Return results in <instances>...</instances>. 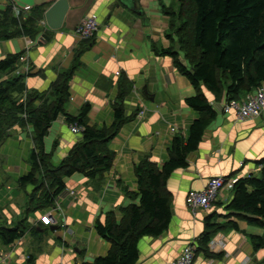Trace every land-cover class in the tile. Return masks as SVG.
Instances as JSON below:
<instances>
[{"label": "crops", "instance_id": "obj_1", "mask_svg": "<svg viewBox=\"0 0 264 264\" xmlns=\"http://www.w3.org/2000/svg\"><path fill=\"white\" fill-rule=\"evenodd\" d=\"M57 1L13 0L16 8H30L29 13L22 12L25 15L37 7L42 9L45 22V13ZM68 1L70 9L60 30L53 31L47 24H41L43 31L36 40L18 37L0 41V60L28 51L34 73L25 83L28 95L50 92L60 75L74 70L66 111L78 115L90 105L87 120L92 127L102 129L114 124L115 106L122 91L126 94L125 116L130 119L109 144L115 155L114 163L101 180L92 181L80 174L66 178V190L55 206L32 214V226L39 225L52 236L46 242L42 235L32 234V244L16 242L7 247L0 244V264H82L105 257L111 245L96 233V222L104 223L110 212L120 220L122 208L139 204L137 166L147 158L162 168L170 159L176 135L187 140L192 124L200 118L186 102L197 95L196 89L175 67L172 57L158 55L175 44L168 39L169 18L163 12L164 6L174 7L173 2L139 0L135 5L139 13H135L128 7L132 0H122L125 4L119 0ZM10 2L0 0V10H5ZM90 13H95L100 23L93 44L80 41L75 35L77 26ZM44 33H49V41ZM201 90L218 112L217 118L207 129L198 150L188 157V167L176 170L169 178L171 225L164 235L145 237L139 242L138 264H176L186 246L193 245L205 232L206 217L217 215L219 222L228 221L227 206L234 197L231 188L226 187L211 208L197 215L186 204L191 190H203L209 179L215 177L224 178L229 184L250 175H261L258 162L264 159V113L258 118L241 120L234 111L229 114L223 111L226 91L220 97L205 87ZM24 97L25 94L19 100ZM71 127L60 118L50 129L45 151H53L54 164L66 158L81 140V135L72 133ZM174 127L177 132L173 133ZM32 131L31 127L28 133ZM21 144L19 140L17 146ZM31 147L33 151V141ZM5 169L9 175L8 168ZM1 181L0 190L4 186V180ZM130 194L136 197L130 198ZM55 209L53 225L60 227L56 231L40 222L42 215ZM230 220L238 222L240 231L227 228L213 240L218 243L214 250L223 254L207 258L201 253L194 264H264V249L255 251L251 242L252 236H264V229L236 217Z\"/></svg>", "mask_w": 264, "mask_h": 264}, {"label": "trees", "instance_id": "obj_2", "mask_svg": "<svg viewBox=\"0 0 264 264\" xmlns=\"http://www.w3.org/2000/svg\"><path fill=\"white\" fill-rule=\"evenodd\" d=\"M10 1L5 10H0V41L18 37L35 39L42 31L43 10L37 7L29 15L21 13L17 16L14 2ZM136 2L139 4V0ZM163 12L169 18V35L178 34L180 51L184 52L192 67L188 68L180 53L171 47L162 49L158 55L172 57L175 67L196 89L197 95L186 102L200 114V118L192 124L187 140L176 135L170 159L162 168L147 158L137 166L139 204L122 208L120 220L110 212L104 223L96 222V233L109 242L111 248L105 257L82 264H138L139 242L145 237H160L168 231L173 217L168 180L176 170L188 167V157L198 150L207 129L218 115L202 87L220 97L227 92L226 101L230 102L245 99L264 83V0H179L178 10L164 7ZM44 38L49 41V33H44ZM93 41L84 42L93 44ZM189 42L191 47L186 49ZM22 55L23 52L0 60V110L18 115L16 119L22 126L29 125L33 129L32 171L20 178L19 185L34 188V191L25 212L28 214L19 221L4 222L0 207V244L6 247L24 239L27 234L40 237L44 233L41 226L29 225L28 218L55 206L57 198L66 190V178L80 174L98 181L112 169L115 155L109 144L130 119L125 116L123 103L126 94L123 91L118 97L111 127L99 129L89 125L90 105L78 115L69 114L66 105L71 97L69 85L74 70L60 75L50 92L32 94L28 101L18 104L19 97L26 94V78L34 74L14 75ZM37 102L40 105H36ZM60 118L70 126L82 128V131L81 140L66 158L55 165L53 151H45V140L52 125ZM3 136L4 133L0 134V138ZM258 165L260 176L250 175L234 184V197L227 206L228 221L219 222L217 215L206 217L205 232L193 243L196 244L195 258L201 253L207 258L223 254H213L210 245L224 229L240 231L238 222L230 220L231 217L264 229V159ZM134 197L136 195L130 194V198ZM251 242L255 251L264 249V236H252Z\"/></svg>", "mask_w": 264, "mask_h": 264}, {"label": "rangeland", "instance_id": "obj_3", "mask_svg": "<svg viewBox=\"0 0 264 264\" xmlns=\"http://www.w3.org/2000/svg\"><path fill=\"white\" fill-rule=\"evenodd\" d=\"M170 1L173 2V4H175L174 7L172 6L174 8V10L175 9L178 10L179 0H170ZM18 9L20 10V12H23V11L26 12L24 9H21V8H18ZM166 9H169V8L166 7ZM27 13H29V12H27ZM165 16H167V15H165ZM191 19L193 20V17ZM189 27L191 28V23H189ZM189 34H190V38L192 40L191 29L189 31ZM168 39L171 40V43H172V41H175L174 46L173 45L170 46L171 48L175 49V51L181 50V43L178 40L179 39L178 34L173 33L172 35H170L168 37ZM34 40H36V37ZM190 44H191L190 42L187 44L186 49H189L191 47ZM170 47H167L165 49H168ZM185 51L187 52V50H185ZM180 52H179L180 58L184 61V63L187 64L188 68H191L192 64L190 63L189 60H187V57L185 56L184 52L183 51H180ZM25 53L26 52H23V54H25ZM31 72H33V71H31ZM5 78H6V76L3 77V79H5ZM27 78H26V80H27ZM26 80H25V83H26ZM30 97H32V93L29 95L26 93L23 100L18 101V104L23 102V101L24 102L28 101ZM17 117H18V115H15L14 113L10 114L8 111L4 112V111L0 110V126H1L0 127V134L2 135V133H4V136L0 138V182H2L1 179L4 180V182H3L4 186L2 187V190H0L1 191V193H0V207H1V211H2V220L4 222L7 221L8 223H12L13 220H18V219L20 220L21 218H23L24 215L28 214V212L26 214H25V212L28 209L27 206H28V201L30 200L29 199L31 196L30 194H33V191H34V188H31V187L22 188L19 185L20 178L22 176L29 174L32 171V165H31L32 147H31V144H32V141H34V140H33L32 132H31V134L28 133V130H30L31 126H29V125L26 127L22 126L21 123L18 121V119H16ZM25 118L26 117H24V119ZM14 131H15V134H12V133H14ZM16 131H18V132H16ZM24 132L25 133L27 132V134H25ZM19 140H22L21 146H17L19 144ZM28 143L29 144L31 143L29 147H28V145H29ZM58 164H59V162H55V165H58ZM6 167L8 168L7 170H9V172H10L9 175L6 174V169H5ZM6 178H8V179L6 180ZM11 186H14L13 187L14 189H12ZM4 189H6V191H4ZM3 191H4L5 195H3ZM4 196H6L7 198L3 200ZM200 211L201 210H199L198 212H200ZM39 212L42 213V211H39ZM49 212H50V210H49ZM31 218H32V215L29 216L28 222H29V225L32 226V224H31L32 219ZM37 226H39V225H37ZM27 235H26L27 238H24L21 241H18L17 243L18 244H32V238L30 237L31 234H27ZM49 236H52V234L49 233L48 230L44 231V233H42V237H43L45 242L47 241ZM217 251L218 250H212V253L217 254Z\"/></svg>", "mask_w": 264, "mask_h": 264}, {"label": "built area", "instance_id": "obj_4", "mask_svg": "<svg viewBox=\"0 0 264 264\" xmlns=\"http://www.w3.org/2000/svg\"><path fill=\"white\" fill-rule=\"evenodd\" d=\"M26 12H30V8L24 9ZM22 12L15 7V14L19 16ZM43 25H46V22H42ZM100 29L99 18L95 13H90L86 16L82 22L77 26L75 30V35L80 41H88L95 38L96 34ZM32 66L28 60V51L23 54L18 63V69L16 71L17 75H27L31 73ZM119 74V73H118ZM223 111L226 114L234 111L239 119L247 120L258 118L264 113V83L252 94H248L245 99L241 101H230L227 102ZM71 131L74 134H81L82 128L77 126H72ZM171 132H177L175 127L171 129ZM237 181L227 184L226 180L221 177H215L209 179L206 187L203 190H191L188 193L186 204L188 208L196 215L199 210H207L212 207V205L218 200L220 194L227 188H233L234 184ZM57 209L48 212L45 215H42L40 222L46 226L50 227L54 224L55 213ZM215 241H212L210 248L214 250L217 248ZM221 244V243H219ZM195 245H188L182 255L177 260L176 264H194L195 262Z\"/></svg>", "mask_w": 264, "mask_h": 264}, {"label": "water", "instance_id": "obj_5", "mask_svg": "<svg viewBox=\"0 0 264 264\" xmlns=\"http://www.w3.org/2000/svg\"><path fill=\"white\" fill-rule=\"evenodd\" d=\"M121 4H125L122 0H119ZM123 2V3H122ZM133 4H128L129 9L134 11L135 13H139L135 8L136 0H132ZM70 9L68 0H58L54 5H52L47 12L45 13V19L47 26L53 30L58 31L63 27L65 18ZM59 226H52L51 229L58 230ZM44 231V230H43Z\"/></svg>", "mask_w": 264, "mask_h": 264}]
</instances>
